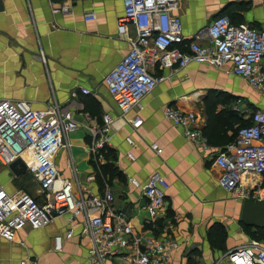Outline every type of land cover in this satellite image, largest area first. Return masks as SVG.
Segmentation results:
<instances>
[{
  "label": "crops",
  "instance_id": "0c3cea01",
  "mask_svg": "<svg viewBox=\"0 0 264 264\" xmlns=\"http://www.w3.org/2000/svg\"><path fill=\"white\" fill-rule=\"evenodd\" d=\"M4 4L0 11V99H25L34 109H46L57 101L73 112L80 125L68 140L83 185L97 194L111 188L116 206L124 209L137 231L175 238L179 247L172 251L173 264L196 260L212 264L230 248L252 238L239 220L242 200L219 183L221 170L214 155L235 135L240 117L249 118L242 110L264 107V94L229 72L228 65L192 63L181 69H161L156 64L153 73L164 79L139 106L120 117L104 78L128 52L129 37L135 34L133 24L127 34L118 32L123 0H79L69 14H54L49 0H4ZM89 12H95L97 18L86 20ZM176 12L182 18L186 41L220 12L264 30V0H179ZM81 87L91 92L85 94ZM212 99L222 115L210 114ZM169 106L197 112L196 127L207 139L208 148L194 143L182 127L172 123L166 114ZM107 113L113 121L110 144L105 147L115 154L110 179L101 168L106 162L105 147L97 161L89 150L92 128L102 126ZM136 115L143 119L138 128L130 121ZM128 135L134 139L133 145L127 141ZM155 145L162 151L157 152ZM129 151L133 157L128 156ZM57 164L62 176L70 178L67 150L59 152ZM155 170L166 176L170 187L160 215L152 219L144 207L141 186L132 184L130 178L143 184ZM25 174L16 176L8 166L0 165V184L10 193L24 190L19 181ZM82 224V215L74 220L61 216L44 228L26 226L14 240L0 235V264H21L26 258L37 264H88L89 240L81 234ZM218 224L224 232L223 249L210 238ZM71 228L74 234L65 240L64 249L54 250V236L66 235Z\"/></svg>",
  "mask_w": 264,
  "mask_h": 264
},
{
  "label": "built area",
  "instance_id": "2783aa9c",
  "mask_svg": "<svg viewBox=\"0 0 264 264\" xmlns=\"http://www.w3.org/2000/svg\"><path fill=\"white\" fill-rule=\"evenodd\" d=\"M123 5L124 12L117 18L118 32L127 34L133 24L135 34L129 37L128 52L104 78L120 117L139 106L144 96L164 79L163 75L153 73L156 64L161 69H181L192 63L228 65L229 72L264 94V30L235 23L227 12H221L186 41L182 18L176 12L179 0H123ZM51 11L72 13L73 2L51 4ZM96 18L95 12L85 15L89 21ZM80 90L85 94L91 92L87 87ZM166 114L174 125L183 128L187 138L203 148L209 147L196 127V111L169 106ZM248 117L251 123L240 126L235 139L214 155V163L221 170L220 185L240 200L264 198V107L250 112ZM103 119L102 126L92 128L89 150L95 161L101 158L99 153L111 139L113 117L107 113ZM130 121L138 128L143 119L136 115ZM79 125L73 112L57 101L46 109H34L25 99H0V165L8 166L21 157L27 173L37 182L39 195L38 198L24 190L10 193L0 184V235L14 240L26 226L39 229L61 216L74 220L82 215L81 234L89 240L90 264H173L172 251L179 247L175 238H157L137 231L124 209L116 206L111 188L97 194L80 182L68 140ZM126 139L132 145L135 143L129 135ZM154 148L162 151L157 145ZM61 150L68 151L74 178L60 173L57 157ZM128 156L133 157V153L129 151ZM130 181L141 186L146 197L144 207L152 219L157 218L170 187L166 176L155 170L143 184L135 177ZM73 234L71 228L66 235H55L53 249L62 251L65 240ZM21 264L37 262L26 258ZM191 264L206 263L196 260ZM212 264H264V239L251 238L237 244Z\"/></svg>",
  "mask_w": 264,
  "mask_h": 264
},
{
  "label": "water",
  "instance_id": "95a60500",
  "mask_svg": "<svg viewBox=\"0 0 264 264\" xmlns=\"http://www.w3.org/2000/svg\"><path fill=\"white\" fill-rule=\"evenodd\" d=\"M52 4L63 1H72L76 4L79 0H49ZM5 7L4 0H0V11ZM8 168L16 175L21 176L27 172L25 161L19 157L8 165ZM239 220L241 223L254 228H264V198H245L241 201Z\"/></svg>",
  "mask_w": 264,
  "mask_h": 264
},
{
  "label": "trees",
  "instance_id": "16d2710c",
  "mask_svg": "<svg viewBox=\"0 0 264 264\" xmlns=\"http://www.w3.org/2000/svg\"><path fill=\"white\" fill-rule=\"evenodd\" d=\"M231 18H232V16H231ZM232 20L234 21L233 18H232ZM234 22L239 23L236 21H234ZM214 100L212 99V102H210L212 105L210 103L208 104L209 105L208 109H209L210 114L216 115V116L222 115L223 111H220V113L216 112V106H215L216 103H214ZM249 123H251L250 117L246 118V119H243L242 117H240V125L236 129L235 135L233 137H229V139L227 141L230 142L233 139H235L238 128L240 126L247 125ZM204 133L209 139H211L210 138L211 133L209 132V130H206ZM103 152L105 154L106 162L101 164V168L103 169L104 177L110 179L112 177V175L114 174V170H115V164L113 162V160L115 158V154H114L113 150H110V147H105L103 149ZM241 225L245 228V230H247L249 232V234L251 235L252 238L264 239V228H255V230H252L254 227L244 225L243 223H241ZM223 234H224V232L222 230V227L219 226V224H218V226L215 225L213 227V229L211 230V233H210V238H211L212 244H214V246H216V244H219L222 249L224 248Z\"/></svg>",
  "mask_w": 264,
  "mask_h": 264
},
{
  "label": "rangeland",
  "instance_id": "374dc122",
  "mask_svg": "<svg viewBox=\"0 0 264 264\" xmlns=\"http://www.w3.org/2000/svg\"><path fill=\"white\" fill-rule=\"evenodd\" d=\"M255 109H257V108H253V109H250V110L246 108V110H245L246 112L245 113H249L250 114V112L254 111ZM246 118L247 117L244 116L243 119H246ZM70 178H74L72 170H71ZM19 185L24 189V191H27V192L31 193L32 195H34L36 197H39L38 193H37L38 192L37 191L38 190L37 182L33 178V176H31L30 174H25L23 176V178L21 179V181H19ZM88 262H89V260H88ZM88 264H90V263H88Z\"/></svg>",
  "mask_w": 264,
  "mask_h": 264
},
{
  "label": "flooded vegetation",
  "instance_id": "af4514ba",
  "mask_svg": "<svg viewBox=\"0 0 264 264\" xmlns=\"http://www.w3.org/2000/svg\"><path fill=\"white\" fill-rule=\"evenodd\" d=\"M221 13V12H220ZM219 14V13H218Z\"/></svg>",
  "mask_w": 264,
  "mask_h": 264
}]
</instances>
